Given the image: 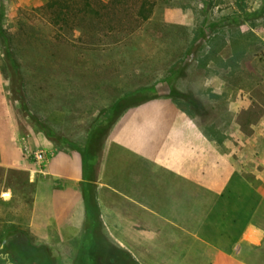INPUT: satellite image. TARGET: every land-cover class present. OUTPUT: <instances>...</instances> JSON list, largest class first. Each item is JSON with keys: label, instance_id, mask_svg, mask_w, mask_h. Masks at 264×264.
Masks as SVG:
<instances>
[{"label": "rangeland", "instance_id": "rangeland-1", "mask_svg": "<svg viewBox=\"0 0 264 264\" xmlns=\"http://www.w3.org/2000/svg\"><path fill=\"white\" fill-rule=\"evenodd\" d=\"M49 1L0 0V264H139L130 250L107 239L101 216L96 222L90 216L84 197L97 202L96 188L87 193L82 188L86 220L80 240L51 244L29 232L35 194L29 179L44 167L35 153L81 156L94 133L102 128L111 133L128 110L173 102L208 137H217L222 152L227 140L241 154H252L251 124L261 107L238 114L242 136H226L234 106L202 87L213 65L199 67L198 54L187 48L206 38V26L261 28L264 0H154L147 21L137 16L139 4L126 0H91V9L79 18V7L66 16L47 10ZM255 48L230 85L251 91L264 104V44ZM14 80L24 84L22 92ZM15 161L19 165L7 175ZM5 187L15 193L12 204L3 201ZM12 232L21 234L8 239ZM256 259L264 264V257Z\"/></svg>", "mask_w": 264, "mask_h": 264}, {"label": "crops", "instance_id": "crops-1", "mask_svg": "<svg viewBox=\"0 0 264 264\" xmlns=\"http://www.w3.org/2000/svg\"><path fill=\"white\" fill-rule=\"evenodd\" d=\"M255 29L206 26V38L187 48L198 54L199 67L213 65L202 87L234 106L226 136H242L238 114L261 107L251 124L252 154H241L227 140L222 152L217 137H208L173 102L128 110L103 146L95 185L105 236L139 264H260L256 258L264 257V104L230 85L264 44V26ZM16 165H8L7 175ZM85 178L81 156L65 151L32 171L28 226L38 240L65 244L82 238ZM1 194L6 204L16 201L11 187Z\"/></svg>", "mask_w": 264, "mask_h": 264}, {"label": "trees", "instance_id": "trees-1", "mask_svg": "<svg viewBox=\"0 0 264 264\" xmlns=\"http://www.w3.org/2000/svg\"><path fill=\"white\" fill-rule=\"evenodd\" d=\"M113 1L117 4H122L125 2V0H113ZM126 1L135 2V3L139 4L137 16L142 21H147L151 18L153 11H154V7H155L154 0H126ZM91 5H92L91 0H50L49 3L46 5V9L51 10V11H57L58 14H64L67 16V14H70V12H72L74 9L79 7V9H77V14H76L77 18H79L80 16L85 14V12L88 13V11L91 9ZM14 84L16 86H19V90L21 92L23 91V89L25 87L24 84L20 83L18 85L17 81H15V80H14ZM18 95L21 96L20 94H18ZM127 103H128V101H127ZM22 105H24V104H22ZM136 105L137 104L132 105V106H136ZM141 105H143V104H141ZM141 105H139V106H141ZM118 107L119 106H116V109ZM111 123H112V121H111ZM109 133H110V129L108 130V128H102L99 131H97L96 133H94L90 138L88 148L86 149L85 152H83L81 154V159L83 162V169H84L85 176H86L85 182H84V191H86L88 189L92 190L93 188H96V185H95L96 175H97L96 160L99 156H101V153L103 150V143L106 142V140L109 136ZM88 162H89V164H88ZM84 195H85V193H84ZM84 198L86 200V205H87L86 207L88 209V212H89L90 216L92 217L93 221L96 222V220H94V218L97 219L100 216L98 203L92 199L90 200L89 198H87V195ZM19 234H21V233H19ZM19 234H16V232H12L9 234L8 239L13 237L12 235H19ZM121 252H122L121 254L124 255L123 256L124 259L126 260L128 254L126 252H123V251H121ZM111 256H112V254L108 253L105 257L110 259Z\"/></svg>", "mask_w": 264, "mask_h": 264}, {"label": "built area", "instance_id": "built-area-1", "mask_svg": "<svg viewBox=\"0 0 264 264\" xmlns=\"http://www.w3.org/2000/svg\"><path fill=\"white\" fill-rule=\"evenodd\" d=\"M48 155L45 151H38L35 153V160L40 166H44L48 162Z\"/></svg>", "mask_w": 264, "mask_h": 264}]
</instances>
